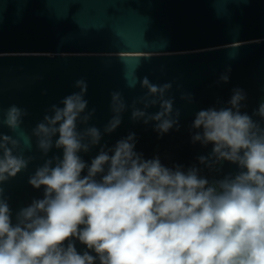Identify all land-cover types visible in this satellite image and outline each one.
Segmentation results:
<instances>
[{
    "label": "clouds",
    "instance_id": "9594fccd",
    "mask_svg": "<svg viewBox=\"0 0 264 264\" xmlns=\"http://www.w3.org/2000/svg\"><path fill=\"white\" fill-rule=\"evenodd\" d=\"M142 61L121 59L125 87L138 86L141 94L129 103L123 91H111L103 130L90 123L96 108H89L83 76L30 130L27 108L0 107V264H264V100L250 115L243 111L246 91L235 87L227 102L197 111L190 125L193 144L212 145L199 165L219 174L227 162L235 172L209 179L195 164L166 166L136 150L134 132L111 147L101 144L129 110L132 121L152 123L159 136L179 131L174 85L181 101L195 102L176 80L139 75ZM230 72L229 66L217 83H228ZM33 143L43 163L27 183L43 194L14 212L5 185L37 159L26 155ZM97 147L90 161L83 159Z\"/></svg>",
    "mask_w": 264,
    "mask_h": 264
},
{
    "label": "water",
    "instance_id": "95a60500",
    "mask_svg": "<svg viewBox=\"0 0 264 264\" xmlns=\"http://www.w3.org/2000/svg\"><path fill=\"white\" fill-rule=\"evenodd\" d=\"M126 56L143 60L139 75L155 83L176 80L194 94L195 102L181 101L174 85L175 107L181 109L179 131L159 136L152 123L132 121L129 110L101 144L111 147L134 132L136 150L145 158L158 155L166 166L195 164L209 179L235 172L236 166L227 162L219 174L199 165L197 157L210 152L212 145L193 144L190 125L197 111L216 105L218 99L227 102L235 87L246 91L243 111L250 115L264 100V0H0V107L27 108L26 130L42 119L50 104L74 91L72 83L81 76L89 82V108H96L90 123L103 130L111 117V91H123L129 103L141 94L138 86L125 87L121 59ZM229 66V82L217 83ZM98 150L81 156L90 161ZM26 155L37 159L5 185L14 212L43 194L42 188L27 183L43 163L34 143ZM76 247L85 250L78 241Z\"/></svg>",
    "mask_w": 264,
    "mask_h": 264
}]
</instances>
